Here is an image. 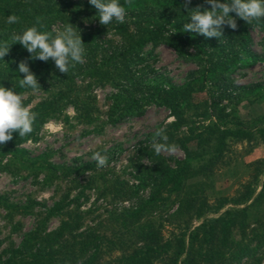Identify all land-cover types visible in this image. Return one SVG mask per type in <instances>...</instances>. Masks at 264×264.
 Instances as JSON below:
<instances>
[{"label":"rangeland","instance_id":"rangeland-1","mask_svg":"<svg viewBox=\"0 0 264 264\" xmlns=\"http://www.w3.org/2000/svg\"><path fill=\"white\" fill-rule=\"evenodd\" d=\"M71 1L79 3L81 9L89 4L88 0ZM159 1L166 0L119 3L125 7V21L131 23V6ZM196 1L199 0H191ZM95 24V20L85 21L83 27ZM116 24L113 20L105 26L102 39H118ZM52 29L60 30V24L55 23ZM166 29L171 32L173 28L167 25ZM249 33V63L236 66L228 74L229 84L245 89L207 82L209 91L196 94L191 109L185 111V122L175 130L168 128L175 121L171 111L159 99L152 98L148 89L154 85L152 89L159 91L160 87L194 82L200 66L196 60L178 55L168 37L143 47L137 63L132 65V78L99 79L87 71L74 74V92L86 98L90 107L89 112H84L87 116L80 114L72 96L51 97L59 86L20 93L27 107L53 98L60 111L41 123L32 136L9 141L7 148H0V253L8 255L36 226L43 233H51L63 217H84L80 228L83 230L132 209L140 199L147 198L150 186L144 182L148 177L143 176L141 167L151 166V138L156 129L165 126L168 142L179 147L175 154H159L171 165L187 157L179 140L181 135L199 131L210 123L235 130L210 169L192 171L181 191L163 195L165 199L150 208L146 216L160 225L162 235L182 232L185 225L193 227L207 217L251 202L264 181V26L253 22ZM129 79L136 80L141 88L129 89ZM203 103L211 105L208 111ZM96 151L107 156L106 167L96 166L92 159ZM201 159H190L192 169L197 171ZM249 192H253L252 197L244 201ZM10 205L21 208L15 210ZM253 208L252 217H264V205ZM257 243L260 246L253 254L229 264H264V238ZM119 254L112 251L106 256Z\"/></svg>","mask_w":264,"mask_h":264},{"label":"trees","instance_id":"trees-1","mask_svg":"<svg viewBox=\"0 0 264 264\" xmlns=\"http://www.w3.org/2000/svg\"><path fill=\"white\" fill-rule=\"evenodd\" d=\"M183 4L166 0L133 5L131 11L134 21L117 22L115 32L118 39L108 41L102 39L105 26L99 24L97 11L90 4L81 9L79 3L71 0H0V42L11 44L12 34H20L33 25L40 31L55 32L52 29L55 23L60 24V30L69 23L79 31L85 48L84 63L77 64L74 69L70 68L67 74H63L51 59L47 62L29 59L27 50L15 43L3 60L0 59V86L13 89L18 94L30 89L20 88L18 83L23 78V74L17 70L18 63L26 60L40 87L48 89L49 86H59L56 94L51 92V97H73L78 103L80 114L87 116L84 112H89L90 107L87 106L86 98H80L78 92H74V88H77L73 81L74 74L87 71L99 79L117 76L132 78V65L137 63L143 47L168 37L170 46L178 55L196 60L200 66L194 82L160 87L159 91L152 89L154 85L148 89L152 98L159 99L160 104L171 111L175 121L168 128L175 130L185 122V111L191 109L196 94L209 91L207 82L226 88L231 85L228 74L238 65H247L252 55L248 49L250 25L245 21L236 18L237 30L225 27L219 39H206L196 33L183 32V24L190 22V13L182 7ZM197 6H202V11L210 10L204 0L191 2L188 7L192 9ZM10 15L17 16L19 22L7 23ZM230 15L235 18L234 13ZM37 18H40L43 27L36 24ZM92 20H95V25L83 27L85 21L92 23ZM167 25L173 28L171 32L166 29ZM259 25L264 26V21ZM189 48L193 51L188 52ZM128 84L132 91L141 88L136 80L129 79ZM231 86L241 91L245 89ZM261 88L264 89V86ZM121 102H117L118 108ZM203 105L205 111L211 107L209 104ZM59 107L53 98L38 102L31 108L37 113L33 132L23 138L13 133L11 141L32 136L41 123L60 111ZM234 130L210 123L199 131L181 135L179 140L187 157L175 165L167 163L153 151L148 152L152 164L141 167V173L148 177L146 181L142 180L149 184V194L147 198L140 199L134 208L124 210L115 217H107L83 230L80 228L84 217H63L59 227L51 233H43L36 226L24 235L18 247L8 255L4 257L0 253V264H229L253 254L260 246L257 242L264 238V217H252L253 207L264 205V181L260 191L248 204L228 208L193 227L185 225L182 232L171 233L166 237L162 235L160 225L146 216L151 207L165 199L163 195L181 191L189 173L210 169L212 163L221 157L227 138L234 134ZM191 145L195 148L190 149ZM0 148L7 147L2 145ZM191 154L202 158L196 165L197 171L192 169ZM252 194L249 192L243 198L244 201L249 200ZM8 207L15 210L21 208L16 205ZM112 251H119L120 254L106 256Z\"/></svg>","mask_w":264,"mask_h":264},{"label":"clouds","instance_id":"clouds-1","mask_svg":"<svg viewBox=\"0 0 264 264\" xmlns=\"http://www.w3.org/2000/svg\"><path fill=\"white\" fill-rule=\"evenodd\" d=\"M88 3L95 7L98 21L101 25H108L113 20L124 23L127 15L125 7L119 0H88ZM191 0H184L182 7L189 14L190 22L183 24V32L196 33L206 39L223 36L224 28L237 30L236 18L252 25L253 22L260 24L264 21V0H204L210 6V10H201L202 6L189 9ZM235 14V18L230 15ZM18 17L10 15L7 23H18ZM37 25L41 24L40 18L36 20ZM12 43L0 42V59L8 54L11 45L19 43L22 48L30 54L29 59H38L43 62L51 59L60 73L67 74L77 64L84 63L85 48L77 28L67 24L62 30L40 31L33 25L27 27L20 34H12ZM18 72L23 74L19 79L20 88H30L33 91L40 89L37 78L31 72L26 60L18 63ZM24 97L13 89L0 86V146L5 145L13 139V133L19 137L29 136L33 132V125L37 119V113L32 111L23 103ZM62 127V126H61ZM59 129H53L57 131ZM151 145L156 155L161 153L175 154L179 151L178 145L168 142L166 126L155 130ZM98 168H104L108 164V158L100 151L92 155Z\"/></svg>","mask_w":264,"mask_h":264}]
</instances>
